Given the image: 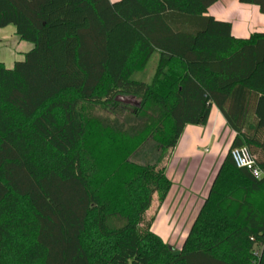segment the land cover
I'll return each instance as SVG.
<instances>
[{
    "label": "trees",
    "instance_id": "1",
    "mask_svg": "<svg viewBox=\"0 0 264 264\" xmlns=\"http://www.w3.org/2000/svg\"><path fill=\"white\" fill-rule=\"evenodd\" d=\"M220 1L0 0V29L33 46L0 62V264H264V33L234 36ZM154 54L152 82L132 80ZM122 97L140 103L123 121L93 114ZM213 106L235 138L176 253L145 215Z\"/></svg>",
    "mask_w": 264,
    "mask_h": 264
},
{
    "label": "crops",
    "instance_id": "2",
    "mask_svg": "<svg viewBox=\"0 0 264 264\" xmlns=\"http://www.w3.org/2000/svg\"><path fill=\"white\" fill-rule=\"evenodd\" d=\"M208 14L230 22L233 34L238 38L264 33V15L256 6L237 0H221L209 9ZM234 138L235 132L217 106L212 107L205 126H186L166 163L172 188L163 204L155 197L145 215L146 218L154 217L152 230L160 238L186 239Z\"/></svg>",
    "mask_w": 264,
    "mask_h": 264
},
{
    "label": "rangeland",
    "instance_id": "3",
    "mask_svg": "<svg viewBox=\"0 0 264 264\" xmlns=\"http://www.w3.org/2000/svg\"><path fill=\"white\" fill-rule=\"evenodd\" d=\"M30 47L33 46L30 43L21 41V39L16 35L14 27L9 26L5 29H0V62L6 66L7 68H12L14 63L17 61H22L24 59L25 54L29 51ZM159 63V55L154 54L150 59L147 67L144 71L135 72L131 79L135 81H143L146 83H151ZM128 99V98H127ZM130 100V103H123L124 110L121 115L114 113L110 107H97L92 108V112L97 117L102 118H110V119H119L123 121L127 116H129L133 109L139 106L138 100ZM150 217H147L144 222V227L149 223ZM163 241L168 244L176 253L181 251V248L184 243V239L177 238H168Z\"/></svg>",
    "mask_w": 264,
    "mask_h": 264
},
{
    "label": "built area",
    "instance_id": "4",
    "mask_svg": "<svg viewBox=\"0 0 264 264\" xmlns=\"http://www.w3.org/2000/svg\"><path fill=\"white\" fill-rule=\"evenodd\" d=\"M231 156L237 168L249 170L257 179L262 177L261 170L246 147L231 150Z\"/></svg>",
    "mask_w": 264,
    "mask_h": 264
},
{
    "label": "water",
    "instance_id": "5",
    "mask_svg": "<svg viewBox=\"0 0 264 264\" xmlns=\"http://www.w3.org/2000/svg\"><path fill=\"white\" fill-rule=\"evenodd\" d=\"M128 99H131V100H133V98H128ZM127 98H124V97H122V98H119L118 99V101H120V102H122V103H130V100H128Z\"/></svg>",
    "mask_w": 264,
    "mask_h": 264
}]
</instances>
